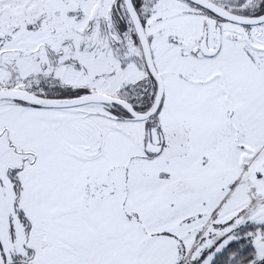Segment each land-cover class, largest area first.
I'll use <instances>...</instances> for the list:
<instances>
[{
  "label": "rangeland",
  "instance_id": "obj_1",
  "mask_svg": "<svg viewBox=\"0 0 264 264\" xmlns=\"http://www.w3.org/2000/svg\"><path fill=\"white\" fill-rule=\"evenodd\" d=\"M106 1L0 0V89L43 93L45 84L85 86L125 100L152 99L154 84L132 22L127 18L124 33L105 10ZM219 1L242 15H249L254 7L248 3L245 10L233 0ZM184 2L205 14L204 20H197L181 4L144 0L157 4L162 19L155 26L167 32V44L161 38L157 43L158 49L167 50L165 60L149 35L164 83L162 108L151 119L118 121L104 115L103 143L98 133L96 145L91 129L95 125L80 112L102 108L110 115L102 103L36 108L0 100V239L6 249L18 248L28 230L20 228L17 192L10 179V171L19 168L16 176L25 211L31 215L35 188L36 195L55 200L57 252L51 261L34 264H112L96 254L94 244L88 246L89 253L69 248L76 241L75 223L85 224L84 234L90 232L87 223L100 221L118 225L121 247L151 257L146 263L129 258L118 264H211L243 234L256 248L257 259L264 258V138L245 150L235 144L239 134L234 121L242 108L232 106L233 95L248 89L253 110L260 112L259 118L264 115V51L257 49L264 46V23L240 26ZM146 25L148 33L151 21ZM207 37L215 50L212 56L200 49ZM197 56L208 59L201 62ZM166 66L170 78L164 73ZM199 71L208 72L204 81L196 78ZM162 117L170 126L161 127ZM252 125L256 126L255 120ZM150 142L161 145L158 153L147 152ZM204 182V188L198 187ZM106 190L119 192V208L105 200L98 206L101 191ZM66 195L71 200L68 210ZM241 214L246 222L227 232L224 227ZM248 226L252 228L243 231ZM197 228L203 238L189 249L184 233ZM81 237L85 240L86 235ZM92 237L86 239L92 243ZM204 238L211 242L202 246ZM23 248L20 256L29 260V248Z\"/></svg>",
  "mask_w": 264,
  "mask_h": 264
},
{
  "label": "crops",
  "instance_id": "obj_2",
  "mask_svg": "<svg viewBox=\"0 0 264 264\" xmlns=\"http://www.w3.org/2000/svg\"><path fill=\"white\" fill-rule=\"evenodd\" d=\"M172 4H181L182 7L187 8L186 10H188L190 13H193V16L196 17L197 20H204L205 14H202L201 12H198V10H195L192 7H187L185 6V2L184 0H166ZM113 0H107L104 7L106 8L105 10H107L108 12H111V8L113 5ZM157 4L153 3V4H146L143 2L142 6H141V15L144 14V21H145V26L146 22L149 20L151 21L152 24V29L148 28V37L149 35L153 36L154 38V46L155 48H157V43L159 42V39H165V42H163V44H167V32L164 33L161 32V30H158L159 28H157L155 26L156 22L158 19L161 18V15H159L157 9L155 8ZM98 8L96 9L95 12L98 11ZM142 9H144V11L142 12ZM153 13L154 16L152 15ZM192 16V15H190ZM146 19V20H145ZM162 19V18H161ZM155 21V23H154ZM148 24V23H147ZM208 41H209V37H207ZM264 41V36L261 38ZM170 40V39H169ZM262 41V42H263ZM151 42V41H150ZM208 44V43H207ZM209 46V45H208ZM210 47V46H209ZM165 48V47H164ZM212 48V47H210ZM158 49V48H157ZM162 49L159 47V51ZM171 49V48H169ZM183 49V48H182ZM213 49V48H212ZM184 50V49H183ZM167 50L162 49V57H160V59L165 60L167 59L165 56L167 55ZM183 52V51H182ZM212 56V55H211ZM165 57V58H164ZM208 58H206V56H197V60L203 62L206 61ZM251 66L254 68L255 65L254 63L251 64ZM263 66H264V62H263ZM165 74L167 76V78H170V74H172L171 72L169 73L167 69V66L165 67ZM250 70V67H248V71ZM159 71V70H158ZM149 72V71H148ZM260 72L263 75L262 70L260 69ZM200 74L197 75L196 78L202 81L205 80V78L207 77L206 74H208V72L206 71H199ZM263 77V76H262ZM163 78V77H162ZM233 104L232 106L234 108H237L238 106H240L242 109L239 111L238 116H235L234 113H232L233 115L232 118H234V116L236 117V121H234L235 123V128H233L236 131V134L238 133V137H234L233 141L235 144H237L239 147H241L242 150H245L244 148H251L253 146H256V144L261 142V139L264 138V115L261 114V118H259V111L258 110H253V106L251 104V102H254L252 99L251 94H249L248 89H241L240 93L237 95H233ZM250 102V103H249ZM251 104V105H250ZM26 106H29L28 104H23ZM32 107H39V106H34L32 105ZM162 108V106H161ZM160 108V110H161ZM28 109H32L34 110L35 108H28ZM105 109V108H104ZM106 110V109H105ZM159 110V111H160ZM78 113V112H77ZM77 113H72L73 115H76ZM88 113V114H85ZM164 113V112H163ZM87 115L86 117L89 118V124L91 126L95 125V128H91L94 132H95V144L97 145L98 143V138L97 135L98 133L101 134V139H100V143H103V139H104V134L102 131L103 128V119H104V115L109 116L110 118H112L110 115H107V113L104 112V110L102 111H98V110H87L84 112H80V115ZM73 115H70L73 116ZM78 115V114H77ZM165 117V115H164ZM164 117H162L161 123H162V128H166L168 126H170V124L167 125V123H164ZM113 119V118H112ZM256 123V126L253 127L252 122ZM120 121V120H118ZM123 121V120H121ZM99 125V128H98ZM236 125H238L236 127ZM231 133L233 132L232 128H230ZM180 143V142H179ZM88 144V143H85ZM180 145V144H179ZM87 148H90L89 146H86ZM180 147V146H179ZM177 149H179L178 147L175 148V150L177 151ZM103 154V151L100 153ZM94 155V159H95V153L93 152ZM19 173V171L17 172V174ZM116 176V181L118 183L119 180V175H115ZM101 180L104 181V176L101 175ZM110 177V176H107ZM18 178V177H17ZM11 181L14 183V189H16L15 186V182L12 180L11 176H10ZM111 179V178H110ZM102 181V182H103ZM20 182V181H19ZM21 185V184H20ZM206 186L205 182L202 183L201 185H199L198 187H203ZM177 192L180 190H176ZM15 192H17L15 190ZM181 193H185V191L181 190L179 192V194ZM37 194L36 188H35V196L33 199V202L31 203L32 206V210H31V215L25 211V207L21 206V200L23 199L22 197V186H21V190H20V194L18 196V206L16 204V199H17V193H16V197H15V206L17 208H19V210H21L24 215L26 216L27 220H28V224L25 223L23 221V219L20 217L21 220V225L20 228L25 230V226L28 228L27 232L25 233L24 231V236L20 237V241H19V246L18 248L16 247L15 249H6L5 248V244L1 241L0 239V259L3 260V262H6L9 260V258L13 257L14 254H18V255H23V250H24V246H27L28 252L30 253L29 258L31 259V261L34 263L35 260L37 261H45V260H49L51 261L52 259H54V255L57 252V248H56V243H55V236L58 232V226L56 224L55 221V200L54 198L51 197H47L42 196L39 194ZM70 194V192H69ZM43 198H42V197ZM101 199L99 202L98 206H103L104 200L109 202V203H116V207L119 208L120 207V203H121V198H120V194L118 191H101ZM69 196H65V202H64V209L68 210L67 206L69 205V203L71 202V200H68ZM114 198L116 199L114 201ZM39 199V200H38ZM98 204V203H97ZM21 206V207H20ZM97 206V207H98ZM103 211V210H100ZM52 213V215H51ZM20 216V215H19ZM66 224H64V227H66ZM80 223H75L74 226L77 230V233L75 234L76 237V241L74 243V246H81V248H77L74 249V246H69L70 249L73 250H79L77 252H81L84 250L87 251V253L92 252V248H88V246L91 245H95L96 248V254L100 255L102 259H104L105 261H111L112 264L114 261L115 264H118L117 262H119V260H123V259H129L130 260H142L146 263V261H150L151 257L149 254H145V253H139V254H133V251H131L130 249H125L124 247L120 246V242H119V227L118 225H114V223H105L103 221H100L98 223H87V227L90 230L89 233H82L81 229L85 228V224L83 225H79ZM13 229V227H12ZM112 230V231H109ZM15 230V229H14ZM115 231V232H114ZM15 232L13 231L12 233V239L15 241L16 240V234H14ZM82 235H86L87 236H93L92 238L95 237L94 240H92V243H90V241H88L85 237H81ZM186 235V242L189 245V249L191 248V246H193L194 244H196V242H198V240L203 238V235H201V231L200 228L194 229L193 232H191V230H187L186 233H184V237ZM81 237V238H80ZM82 246H87V248L82 249ZM8 251V252H7ZM121 251V252H120ZM126 253H125V252ZM98 252V253H97ZM123 252V253H122ZM102 253V254H100ZM122 253V254H121ZM29 259V260H30ZM110 262H107V264H109ZM2 264V263H1Z\"/></svg>",
  "mask_w": 264,
  "mask_h": 264
},
{
  "label": "water",
  "instance_id": "obj_3",
  "mask_svg": "<svg viewBox=\"0 0 264 264\" xmlns=\"http://www.w3.org/2000/svg\"><path fill=\"white\" fill-rule=\"evenodd\" d=\"M209 11L215 15L221 17L224 20L231 21L239 24H260L264 22V15L260 17H245L236 13H233L224 7L210 1V0H189ZM127 12L132 21L134 30L139 39L144 59L146 62L149 73L155 78L157 83V92L152 107L147 112L138 111L135 106L128 100L118 97L110 96L101 92L91 91L88 94L75 97V98H51L39 95L32 91L24 90L16 87H8L0 89V100H12L22 102L25 104H33L42 107L51 108H70L79 107L90 103H102V104H117L125 108L132 115L133 120L145 121L151 119L160 109V106L164 97V83L163 79L156 67L151 42L146 32L144 23L141 19L139 11L135 7L133 0H124ZM200 49L204 55L211 56L215 54V50L210 48L207 42H203L200 45ZM147 152L149 154L158 153L161 149L160 144L150 142L146 145ZM239 221V220H238ZM238 223V222H237ZM233 226L227 229V232L231 231ZM211 242V240L209 241ZM203 246V245H202ZM196 251L193 253L192 259L196 256Z\"/></svg>",
  "mask_w": 264,
  "mask_h": 264
},
{
  "label": "trees",
  "instance_id": "obj_4",
  "mask_svg": "<svg viewBox=\"0 0 264 264\" xmlns=\"http://www.w3.org/2000/svg\"><path fill=\"white\" fill-rule=\"evenodd\" d=\"M135 7L138 11H140V8L144 2V0H133ZM124 6L122 3L119 4V2H115V4L112 5L111 8V14L112 18H116L118 23L123 27L124 33L128 31V25L127 18L125 14H123ZM134 34L137 38V41L139 42V39L135 33ZM140 43V42H139ZM149 76L154 84V96L149 98L145 96L144 98H141L140 102L138 100H128L131 102L135 108L138 111L141 112H147L153 105L156 92H157V83L155 78L149 73ZM92 91V89L85 87V86H64V85H55L50 86L48 84H45L43 93H37L42 96L46 97H54V98H75L79 97L85 94H88ZM49 94V95H48ZM51 94V95H50ZM22 103V102H19ZM142 103V104H141ZM31 105V104H28ZM33 105V104H32ZM162 105V104H161ZM36 106V105H34ZM104 106L109 110V114L112 118L117 120H131L132 115L128 110L123 108L120 105L117 104H104ZM161 108V106H160ZM160 110V109H159ZM159 112V111H158ZM158 112L156 114H158ZM155 114V115H156ZM154 115V116H155ZM19 168L13 169L10 171V176L12 180L15 182L16 191H17V199L16 204L18 206V196L20 194L21 185L20 182L16 176L17 171H19ZM19 215L23 219L25 223L28 224V220L24 213L19 210ZM241 222V221H240ZM246 221L243 220L241 223L234 225L233 230L240 227L242 224H244ZM252 226H248V228H243V231H247L251 229ZM246 233V232H245ZM17 259H22L21 256H16ZM211 264H264V258L263 259H257L256 257V248L254 245L250 242L248 238H246L243 234V236H240L237 240H232L228 243L226 248H224L220 253H218L213 260Z\"/></svg>",
  "mask_w": 264,
  "mask_h": 264
},
{
  "label": "flooded vegetation",
  "instance_id": "obj_5",
  "mask_svg": "<svg viewBox=\"0 0 264 264\" xmlns=\"http://www.w3.org/2000/svg\"><path fill=\"white\" fill-rule=\"evenodd\" d=\"M185 1H189V0H185ZM210 1H212V2H214V3H216V4H218V5H220V6H222V7H224L225 9H227V10H229V11H231V12H233V13H236V14H239V13H237V12H235V11H232L231 9H229L225 4H222V3H220L221 1H216V0H210ZM222 1H224V2H226L227 0H222ZM233 1H235L236 3H237V5L238 6H242L243 7V9H247V4L249 3V4H254V7H253V11H252V13H250L249 15H242V14H239V15H242V16H245V17H260V16H263L264 15V0H233ZM115 2H119V4L120 3H122L123 4V6H124V11H123V14H125V16H126V18H128V19H130V16H129V14H128V12H127V9H126V6H125V2H124V0H114V3L113 4H115ZM189 2H191V1H189ZM133 3H134V1H133ZM191 3H193V2H191ZM193 4H195V3H193ZM135 5V4H134ZM197 5V4H196ZM199 6V5H198ZM201 7V6H200ZM203 8V7H202ZM205 11H207L209 14H211V16H213V18L215 17H217V18H220V19H222L221 17H219V16H217V15H215L214 13H212L211 11H209V10H207V9H205V8H203ZM139 14H140V16H141V12L139 11ZM110 15L112 16V14H111V12H110ZM214 18V19H215ZM141 19H142V21H143V23H144V26H145V21H144V19L142 18V16H141ZM131 20V19H130ZM222 20H224V19H222ZM128 21V20H127ZM224 21H227V20H224ZM132 22V21H131ZM229 22H231V21H229ZM231 23H234V22H231ZM264 23V22H263ZM263 23H260V24H263ZM235 24H237V25H240V26H256V25H260V24H239V23H235ZM122 25V24H121ZM120 25V26H121ZM133 25V24H132ZM116 28H118L117 26H116ZM134 28V27H133ZM124 32V31H123ZM122 32V33H123ZM136 33V32H135ZM207 42L208 43V39H206V40H204V41H202V42H200V45H201V43H203V42ZM257 49H260V50H262V51H264V46H262V47H257ZM263 199H264V195H263V197H262ZM239 220V221H238ZM244 220V218H243V215L241 214V215H239V216H237V217H235L234 218V220H232L231 222H230V224L228 225V226H226V227H224L225 228V230H227L230 226H233L234 227V225H236V224H239V223H241L242 221ZM241 221V222H240ZM238 222V223H237ZM221 230H222V226H221ZM210 238V237H209ZM204 241H207V239H205L204 238ZM203 240L200 242V244L202 245H206V244H209V241L210 240H208L205 244L203 243L204 242ZM191 264V263H190Z\"/></svg>",
  "mask_w": 264,
  "mask_h": 264
},
{
  "label": "built area",
  "instance_id": "obj_6",
  "mask_svg": "<svg viewBox=\"0 0 264 264\" xmlns=\"http://www.w3.org/2000/svg\"><path fill=\"white\" fill-rule=\"evenodd\" d=\"M2 264H34L32 261L27 259H17L16 257H12L10 260L2 263Z\"/></svg>",
  "mask_w": 264,
  "mask_h": 264
}]
</instances>
